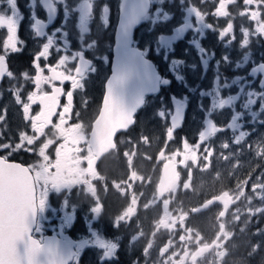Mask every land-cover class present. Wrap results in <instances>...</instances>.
<instances>
[{"label": "flooded vegetation", "instance_id": "obj_1", "mask_svg": "<svg viewBox=\"0 0 264 264\" xmlns=\"http://www.w3.org/2000/svg\"><path fill=\"white\" fill-rule=\"evenodd\" d=\"M123 1L51 0L56 12L50 15L45 7L49 0H16L22 16L18 18V39L22 41L18 47L22 50L6 58L8 70L18 79H0V114L6 115V121L0 122V145H10L0 148V157L33 168V174L41 165L60 164L56 147L62 141L54 125L62 110L71 109L66 118L69 127L82 126L89 140L102 115L113 118L112 126L117 128L126 127L133 119L126 130H118L113 137L117 148L98 161L93 190L101 201V211H89L94 197L85 192L87 184H74L70 195L68 189L57 192L46 185L44 236L62 238L59 225L63 215L69 214L63 236L74 242L90 241L71 264H193L192 253L201 246L207 250L197 256L196 264H253V241L264 244V204L255 211L251 199L253 193L260 192L253 186L264 183V156L259 155L264 151V37L251 35L248 46L241 47L242 28L254 29L256 25L240 13L246 7L257 10V6L235 0L227 5L229 16L217 17L219 0H148L127 48L143 56L141 69V63L135 66L132 62L131 53L114 62ZM193 6L202 12L203 22L196 21ZM258 10L264 21V5ZM7 11L5 0L0 12ZM223 11L221 3L218 13ZM36 19L44 25L43 37H36L31 27ZM229 22L234 25L235 41L218 35ZM49 35L54 41L50 57L36 61ZM6 38L7 29L0 28V54ZM61 56L68 59L58 70L66 74L75 75L80 57L89 63L82 88L73 89L71 82L42 84L41 89L49 93L53 85L62 88L57 114L43 134H35L33 145L25 143L21 150L13 151L21 133L34 132L12 92L19 88L22 101L27 102V95L36 91L33 81L26 78L35 76V64H40L42 75L49 76L48 69L56 66ZM126 62H131L133 72L118 83L113 76ZM68 91H73V105ZM39 110V104L33 105L30 115ZM210 123L218 131L200 141ZM241 131L245 138L237 145L234 141ZM52 140L47 150L49 161L44 148ZM224 143L228 149L222 147ZM206 147L213 149V154L206 153ZM164 168L166 176L177 179V190L161 196L158 188ZM133 171L140 179H128ZM62 179L73 184L78 177L63 173ZM84 180L92 177L84 174ZM65 196L68 205L61 210ZM217 198L229 206L225 208ZM164 199L169 200L167 206ZM129 207L134 208L133 214L117 221ZM198 208L201 210L193 211ZM181 214H186L183 224ZM166 217L176 220L168 229L159 224ZM226 230H232L230 235ZM35 238H40L39 234ZM96 238L116 245L113 258L105 259Z\"/></svg>", "mask_w": 264, "mask_h": 264}, {"label": "snow or ice", "instance_id": "obj_2", "mask_svg": "<svg viewBox=\"0 0 264 264\" xmlns=\"http://www.w3.org/2000/svg\"><path fill=\"white\" fill-rule=\"evenodd\" d=\"M235 0H219V6L224 3V11L218 13V7L215 9V16L227 17L229 16L226 10L228 4L234 3ZM0 4H5V0H0ZM7 12H0V28L7 29V38L3 42V54H0V78L7 76L11 79H18L10 72L6 66V58L11 53L20 52L22 49L18 47L22 43L18 39V18L22 19L19 15V10L16 0H6ZM245 6L256 5L257 10H249L247 7L240 13L241 16H247L252 22H255L254 29L242 28V40L241 47L248 46L250 42V36L255 35L257 37H264V21H262V13L259 9L260 5H264V0H243ZM45 7L50 15L55 14L56 8L52 5L51 0L45 4ZM89 9L91 5L87 6ZM105 11L107 6H104ZM10 14H7L9 13ZM193 14L196 21L203 22V14L195 6H193ZM135 17V8H133V19ZM31 25L35 29L36 37H43V23L36 19ZM209 28L213 25L209 24ZM234 25L232 22L227 23L226 27L218 31V35L221 39L231 36L229 41H235V35L233 34ZM47 42L43 43L42 50L39 51L35 57L36 61L41 58L45 60L50 57V50L53 46V35L46 37ZM68 57L61 56L59 63L50 67L48 71L49 76H44L41 73L40 64H35L36 74L34 77H26L33 81L36 91L31 92L27 95V102L22 101L20 96V89L16 88L12 95L15 96V102L20 105L22 104L23 119L30 121L31 128L34 135H25L21 133L20 142L15 144L13 151L21 150L24 144L31 146L37 139L35 134H43L44 129L52 121V117L57 114V107L60 104V97L62 94V88L53 85L51 92H46L41 89L42 84H51L53 81H59L61 84L65 82H71L73 89H81L82 81L85 74L88 72L89 63L79 58V64L75 66V75L66 74L64 71L58 70L60 66H63ZM133 72L131 62H126L113 76V79L118 83L122 79L126 78ZM111 84V82H110ZM72 94V105H73V91H68ZM39 104L40 110L36 115H30V109L33 105ZM64 106V105H63ZM134 109H132L133 111ZM6 112V110H5ZM71 109L68 112L64 110L59 112V122L54 125L56 132L59 134V146L56 148L60 149L59 160L60 164H52L51 166L41 165L40 170L33 174V168L24 167L19 163H9L5 158H0V264H71V261L79 258V250L83 248L90 241L79 240L74 242L63 236V229L69 226L70 216L65 214L62 217V223L59 225L61 231L58 235L62 238L58 239L56 235L51 237L44 236L46 220L44 213L47 207V188L46 185H51L53 190L62 192L64 189L70 192L73 185H84L87 184L88 188L85 191L94 197L92 200V206L89 211L92 214H98L102 209L101 201L99 200L96 192L93 190V181L98 178L97 166L98 161L101 157L110 150L116 149L117 145L114 143V134L120 130H126L132 123L133 119H130L126 127L118 128L111 137L113 147L111 149L102 147L98 141L93 138L89 140L83 131L82 126L80 127H69L66 118L70 117ZM179 115V114H177ZM6 121V115L0 114V122ZM62 122V123H61ZM218 131V128L209 124L206 132H202L199 136L200 141H204L206 137L213 136ZM171 133V129L169 130ZM245 138V133L241 131L236 136L234 143L239 145ZM54 141L52 140L46 148H44V155L47 156L48 160L51 161L47 150L52 146ZM188 145L187 143H185ZM184 144V145H185ZM189 146V145H188ZM9 144H2L0 148L8 149ZM199 147V145H197ZM224 149H228L227 143L222 144ZM206 153H212L213 149L205 148ZM55 153V158H56ZM259 155L264 156V151L260 152ZM211 156L209 155L207 159ZM86 166H83L85 165ZM62 165V167H61ZM90 165V167H89ZM174 165L172 170L174 171ZM54 169V171L50 170ZM59 170V171H58ZM68 173L78 177L73 184H67L63 182L62 174ZM84 174L92 177L91 181L84 180ZM178 176V173L176 174ZM130 181L140 179L137 173L133 171L128 177ZM131 188V184L128 185ZM259 189L261 193H264V183H258L253 186V190ZM177 190V179L169 178L168 176L163 179L158 188V192L161 196L164 193H175ZM264 199V195L261 196ZM68 200V196H65L61 210L68 204L65 201ZM225 208L229 206V203L223 201L221 198H217ZM99 205L98 207L96 205ZM132 204H136V198L133 196ZM163 204L167 206L169 204L168 199L163 200ZM201 209H194L193 211H200ZM56 209H53L55 212ZM134 212L133 207H129L123 215L119 216L117 221H123L126 217H130ZM221 216L224 213H220ZM186 218V214H181L179 220L183 224ZM176 223L175 218L169 220L167 217L159 221V224L164 228H171ZM55 232V226H53ZM191 232V229H188ZM39 234L40 238H35ZM196 239L199 241L200 237L197 235ZM180 240L184 241L185 237L180 236ZM95 244L104 250L103 256L105 259H111L114 257L116 252V245L105 242L98 238L95 239ZM206 246L198 247L197 251L192 253L193 264H196L197 256H200L206 252ZM147 249H145V252ZM162 252L166 251L161 249ZM134 264H138L134 262Z\"/></svg>", "mask_w": 264, "mask_h": 264}, {"label": "water", "instance_id": "obj_3", "mask_svg": "<svg viewBox=\"0 0 264 264\" xmlns=\"http://www.w3.org/2000/svg\"><path fill=\"white\" fill-rule=\"evenodd\" d=\"M145 7H146V0H124L125 11H124V15L121 16V19L118 24L115 49H114L115 51L114 61L116 62L122 61L123 57H125L128 53L129 54L131 53L133 56L132 62L135 64V66H138V64L141 63L140 68L141 69L144 68V63L141 61V59L143 58L142 57L140 58L137 52L127 51V48L130 47L131 45L132 29L139 24L140 17L145 12ZM133 8H135L134 19H133ZM112 122H113V118H109L106 115L100 116L97 119V121L94 123L95 129H93V132L91 134L92 136L91 139L95 138L102 147H107L109 149L113 147V143L111 140L112 134L118 129L115 126H112ZM107 126L109 127V129L105 128ZM108 140H111L110 145L107 143ZM9 163H13V162H9ZM165 177H166V172L164 170L162 180L165 179ZM46 237H51V236H46Z\"/></svg>", "mask_w": 264, "mask_h": 264}, {"label": "trees", "instance_id": "obj_4", "mask_svg": "<svg viewBox=\"0 0 264 264\" xmlns=\"http://www.w3.org/2000/svg\"><path fill=\"white\" fill-rule=\"evenodd\" d=\"M255 245L256 247L253 248L252 252V261L253 264H264V244L261 242L253 241L252 247Z\"/></svg>", "mask_w": 264, "mask_h": 264}, {"label": "rangeland", "instance_id": "obj_5", "mask_svg": "<svg viewBox=\"0 0 264 264\" xmlns=\"http://www.w3.org/2000/svg\"><path fill=\"white\" fill-rule=\"evenodd\" d=\"M260 195H261V192L257 191L255 193H253V195L251 196V199H252V207H253V209L255 211H259V209L264 204V199H262L261 197L260 198L258 197ZM231 231L232 230H226L227 236L230 235Z\"/></svg>", "mask_w": 264, "mask_h": 264}]
</instances>
